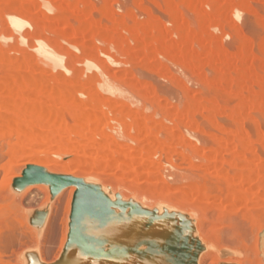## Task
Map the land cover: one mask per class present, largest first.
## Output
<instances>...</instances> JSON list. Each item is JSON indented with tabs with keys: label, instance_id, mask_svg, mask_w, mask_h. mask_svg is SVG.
<instances>
[{
	"label": "rangeland",
	"instance_id": "obj_1",
	"mask_svg": "<svg viewBox=\"0 0 264 264\" xmlns=\"http://www.w3.org/2000/svg\"><path fill=\"white\" fill-rule=\"evenodd\" d=\"M1 1L0 81L7 77L13 85L15 76L37 74L48 81L44 90L47 94L48 85L55 84L53 78L60 71L64 76L59 75L61 79L83 85L84 93L74 95L78 101H86L87 94L97 97L99 120L96 134H91L93 140L86 139L87 148L89 141L98 148L90 149L89 143L88 149L96 151L88 152L91 157L54 148L32 155L13 153L21 145L15 132L4 133L2 128L4 131L0 132L5 135H0V264H31L34 255L43 264L51 263L61 242L68 238L78 187L70 184L55 194L45 182L17 188L15 179L34 164L50 173L98 184L111 200H131L144 209L126 211L117 218L112 215L114 224L124 225L137 218L144 224L159 213L172 217L175 231L184 242L174 248L169 258L175 257L177 264H264V0H196L195 8L182 0H13V5H31L29 9L20 8L27 22L20 33L6 25L3 13L10 6H1ZM172 3L178 5L180 18L182 15L192 30L197 29L188 46L194 53L189 49L188 56L182 54L181 47H171L174 39L186 44L185 39L191 35L179 25L181 19L175 18ZM233 3L240 4L239 16L229 8ZM206 12L218 15L214 28L201 21ZM81 24L86 25L81 27L83 32ZM162 31L163 44L170 47L166 54L154 58L142 51L140 44L136 46L141 42L140 36H158ZM37 39L45 40L48 49L61 56L67 72L52 69L34 58L32 45L37 44ZM229 75L236 79L228 82ZM32 91L27 96L46 100L40 89ZM7 93L0 96L2 106L13 96V92ZM68 114L65 117L72 124L73 116ZM189 118L194 124L190 125ZM147 129H155L163 145L157 144L155 156L148 158L145 152L143 158L148 160L139 163L143 152L153 147ZM108 135L112 136L111 141ZM84 136L89 138L90 134ZM246 136L248 141L241 143ZM75 137L78 141L79 137ZM83 140H79L81 144L75 142L76 146L81 147ZM98 143L108 151L100 149ZM152 167L153 174L145 175L144 169ZM253 174L257 178L250 185L234 184L239 183L240 176L252 175L253 179ZM203 185L210 187L212 194L208 198H201L198 193ZM244 187L247 190H242ZM226 196L237 200L231 202L232 197ZM110 217L80 218L82 234L105 242L100 247L105 251L88 250L93 255L117 246L103 233ZM163 224L170 227L172 223L166 220Z\"/></svg>",
	"mask_w": 264,
	"mask_h": 264
},
{
	"label": "bare ground",
	"instance_id": "obj_2",
	"mask_svg": "<svg viewBox=\"0 0 264 264\" xmlns=\"http://www.w3.org/2000/svg\"><path fill=\"white\" fill-rule=\"evenodd\" d=\"M17 1L21 2V0H17ZM43 1H48V0H43ZM182 1L186 2L187 4H189L190 6H192L194 8L197 4L196 0H182ZM182 1H180V2H182ZM204 1H206V0H202L203 3H205ZM18 2H17V5H18ZM1 3H2L1 6H4V7L10 6L7 9V11L5 13H3L5 15L6 25L11 26L14 30L17 31V33L18 32L20 33L21 29H24L23 27H25L27 25L26 20H24L21 16L22 12H21L20 8L23 7V9H24L27 7V9H29L28 6H31V5H29L28 2H24L26 4L22 3L21 5L19 4L18 7H16L17 5H13V0H11V2H9V0H5V1L3 0V2L1 1ZM229 3H231V2L229 1ZM181 4L182 3H180V6H181ZM24 5H25V7H24ZM239 5L233 3V4H230V7H229L230 10L234 14H236L237 16L240 15V11H241V8ZM228 6H229V4L227 5V7ZM171 8L173 9L172 11L174 13L175 18L179 19L180 18V12H179L178 5L176 3H172ZM225 8H226V6H224L223 9H225ZM75 10H77V9H75ZM69 11H70V9H69ZM81 11H83V10H80V12ZM199 11H202V10H199ZM206 11L208 12V10H206ZM224 11H226V10H224ZM207 12L204 13L205 14L204 16L203 15H201L202 17L200 16L202 19L201 21H203L204 23H206L208 25H212L211 27L214 28L213 25L216 24L218 15L207 13ZM222 13H223V15H225L224 14L225 12H222ZM71 15L73 17L75 16V14L74 15L71 14ZM85 15H86V13H85ZM79 18H81V16ZM82 18H84V17H82ZM180 19H181V21H178L179 25H181V27L183 26L184 29H186V32H188L191 35H188V37L190 36L189 39L188 38L185 39V40H187L186 44L183 43L184 41L178 42V40L174 39V37L173 38L171 37V39H174V42L171 43V47H174L173 49H176V47L179 49V47H181L180 49L182 50L181 52H183L182 54L186 55L188 52H190L189 49L190 50L192 49V48L188 49V46H189V44H192L193 40L195 39V37L193 35L195 34L194 30L196 28L194 30H192L190 28V26L188 25V24H190V22L187 21L188 19L186 21H183L182 15H181ZM64 20H65V18H64ZM66 20H67V18H66ZM71 21H73V20H71ZM68 23H67V25H68ZM3 24H5V23L3 22ZM83 24H81L79 27L81 28V27H84L87 25L85 23L86 25L83 26ZM114 24H116L115 21H114ZM175 24L177 26L178 23L176 22ZM69 25H71V24H69ZM204 27L206 28V25H204ZM85 28H87V27H85ZM162 28L164 29V27H162ZM192 28H194V27H192ZM83 29L81 28L82 32H83ZM115 29H116V27H115ZM81 30H80V33H82ZM124 30H126V29H124ZM191 30L194 32H192ZM130 31H131V28H130ZM77 32H79V29H77L76 33ZM159 32H161V31H159ZM119 33H122V32L120 31ZM164 34L165 33L162 31V33L159 34L158 36H155V35L152 36L150 33L145 34L143 36H140L139 39L141 40V42H138V44H136V46L140 44L142 51H148L149 53H151V55L154 58H156L158 55L163 54L165 52L167 53L170 51V47H168L167 45L165 46L163 44L162 39H163ZM196 34H198V33H196ZM104 36H105L104 38H106V35H104ZM108 38L109 37L107 36V39ZM199 38H201V37H199ZM127 39H128V37H127ZM139 39H137V40H139ZM175 40L178 43H180V44L183 43V44H181V46H180V45H178L177 42H175ZM36 42H37V44L32 45V49L34 50V54H33L34 58H38L44 64L48 65L52 69H63L66 72L69 70L64 66L61 56L57 55L56 53H54L48 49V44L46 43L45 40L37 39ZM190 47H191V45H190ZM222 49H224V48H222ZM191 52H193V51L191 50ZM195 52L198 53L197 51H195ZM211 52H212V50H211ZM193 53H191V55ZM212 53H214V52H212ZM2 54H3V52H2ZM170 56H171V54H170ZM187 56H188V54H187ZM153 57H151V58H153ZM190 57L192 58V56H190ZM2 59H4V58H2ZM186 60H188V59H186ZM21 63H23V62L21 61ZM16 64H14V65H16ZM159 64H161V63H159ZM159 64H157V65H159ZM27 66H25V67H27ZM35 67H37V66H35ZM37 68H39V67H37ZM18 69H19V67L17 68V70ZM20 69H23V68L21 67ZM27 69H29V68H27ZM24 70H25V68H24ZM23 71L21 70L20 72H23ZM29 71H30V69L28 70V72ZM30 73H32V72H30ZM16 74H18V73H16ZM61 74L62 73L59 71L57 74L58 76L53 78V80L55 81L54 85H51V84L48 85L49 86V88H48L49 93H47V94L44 90H46V88H47L46 84L48 83V81L45 78H43L44 76L42 77V76L37 75V74L35 76H32L31 74L27 73V74H21V75L15 76L13 79V85L7 79V77L5 79L3 78L0 81V96H2L3 92H5V93H7V91L9 93L13 92L12 98H10L12 94L10 95V97H8V98H10L9 101L5 100L6 102H5V104H3V106H2V103H0L1 104L0 107H1V109H3L2 114L0 113V121H1L0 123L3 124V125L0 124V127H1L0 131L3 132L5 130L4 133L6 131L7 132H10V131L15 132V135H16L15 137H16V139H18L17 141L21 145V147H19L18 145H17L18 148L16 147L19 151L16 150L14 145H13V147L15 148L14 150L11 146L10 150L11 151L13 150V153L19 152L22 154L32 155V154H35L37 152H42L44 150H47V148H50L51 150L55 149V151H60V152L61 151H64V152L72 151V153H75V154H76V152H79L78 155H80V156H81V154L83 155V154L87 153L86 154L87 157L90 155L88 152H90L92 154L96 153V151L94 152V150H95V148L96 149H98V148L96 146L94 148L92 146V143L89 141L90 147L92 146L94 148V150L93 151L90 150V149H92V147L90 149H88L89 143H88V148H87V144H86L87 140L86 139L92 138V140H93V137H91V134H96L94 132L96 129L95 125L97 124V122L99 120V116H97L98 112L96 109V107L98 105L97 97L93 94H87L86 93L88 99L86 101H83V102L80 100L78 101L76 98H74V95L76 93H84V92H82L83 89H81V88H83V85H82V87L81 86L79 87L75 83H72L73 80L71 82L68 81L67 79L63 80L60 78ZM235 79L236 78L234 75H232V76L229 75L228 82L229 81L233 82ZM10 80H12V79H10ZM53 80H52V82H54ZM76 81L79 82L81 80H76ZM86 82H88V85L90 84L89 81H86ZM81 83H82V81H81ZM83 83H84V81H83ZM85 84L87 85V83H85ZM42 86L44 87V89H42ZM37 88L40 89V91H43L41 94L46 100H42L36 96L35 97L34 96L33 97L27 96L28 93L31 96V91L33 89L37 90ZM32 92L35 93L34 91H32ZM97 92L95 94H97ZM9 93H7V94H9ZM36 93H37V91H36ZM42 96L40 95V97H42ZM47 98H49V99H47ZM48 100L51 102H54V104L56 103L55 106H57V107L52 106L50 104L51 102L48 103L49 102ZM65 113H69L68 115L73 116V121H72L73 123L72 124H69L67 122V119H66L67 116L65 117ZM188 120H190V123H191L190 125L194 124V123H192L193 122L192 118L191 119L189 118ZM22 121H25V124L23 123V125H22L21 124ZM4 122H6L7 126L6 125L4 126ZM194 126L196 128V124L193 125V127ZM217 126H219V125H217ZM157 128H160V127L157 126L155 129H157ZM155 129L154 130H150V129L146 130V133L153 140L152 141L153 147L152 148L147 147L148 150L143 152V155H141L142 157L140 158V160H138V161H140L139 163H141V161L143 162L144 160L147 159V158H143L145 152H146V156L148 158L151 157L150 155L155 156L157 154L156 153L157 152V144L160 143V145H163L162 140L158 137V134H157L158 132L156 133ZM158 130L159 129H157V131ZM1 132H0V135H3L4 133L1 134ZM85 133L90 134V137L89 138L87 136L85 137L84 136ZM8 136H11V135H8ZM75 136H78L79 138L82 137L84 140L81 138L80 139L78 138V141H75L74 140V138L76 139ZM109 136L110 135H108V138H110L109 141H111L112 136H110V137ZM190 136H192V135H190ZM252 136H254V135H252ZM103 137H104V135H103ZM106 137H105V139H106ZM243 137H245V135ZM240 138L243 140L242 137H240ZM16 139H15V141H16ZM79 140H83V142L85 141L83 145H79L81 147L76 146V144L79 142ZM73 141H74V143L75 142H77V143L74 144ZM107 141H108V139H107ZM243 141H241V143H245V141L246 142L248 141L247 136H246V139H244ZM79 143L81 144L82 141H80ZM154 143H156V144H154ZM96 144H97V142L94 143V145H96ZM164 144H166V143H164ZM99 145H101V146H99ZM99 145L98 146L100 147V149L102 147L104 148V146H102V144H99ZM52 148H54V149H52ZM109 148H110V146H109ZM84 149H87L89 151L84 150ZM104 149H106L108 151V148H104ZM166 149L171 151L170 147H168ZM172 150H174L173 147H172ZM85 151H87V152H85ZM109 151H111V149H109ZM112 151H113V153H115L117 150L115 149ZM160 151H163V149L161 150V148H160ZM172 153H173V151H172ZM172 153H170V154H172ZM86 156L83 155V157H86ZM90 157H91V155H90ZM94 157H92V159L97 158V157L96 158H94ZM154 169H155V167L144 169L143 172L145 175H151V174H153ZM239 174H240V172H239ZM251 176L250 175L245 176V177L240 176L239 177V179H240L239 183L238 184L234 183V184L242 187L243 184L247 186L248 182H250L249 183V185H250L252 183V180H255L257 178L256 174H255V177L253 174V179H251L252 178ZM259 177H261V179H262V176H259ZM257 180H260V178ZM233 182H234L233 180L230 181L231 184H233ZM202 187L203 188L199 189V191H198L199 195L201 196V198L202 197L208 198V196L212 194L210 187L204 186V185ZM245 187L242 188V190L248 189L247 187H246L247 189ZM215 192L218 193V191H215ZM220 192H222V191H220ZM228 197H230V196H226L225 198L228 199ZM223 198H224V196H223ZM199 199H200V197H199ZM231 200H232L231 202H233V200L236 201L237 198H235L233 196L231 198ZM140 219L141 218H139V220L137 218L136 220H130L127 222L125 221L124 225L123 224L117 225V224H114L113 217L111 216L109 219V222H108V226L105 228L103 233H104L105 237H107L109 240L116 243L117 246L113 247L112 249H110L107 252L93 255L90 252H88V250H83L80 245H76L73 241L70 242V240H68V238H66V239H64L63 242H61V246H59L60 249H58L59 250L58 253L56 254V256H54V261L51 263H47V264H177L178 262L176 261L175 257H174L175 260H173V258H171V259H169V258L173 255L174 248H176L177 246H180L184 242L182 241V239L181 240L179 239V233L175 231L174 224H173L174 223L173 218L166 216L163 213H159V214L152 216L148 220H146V222H144V224H141ZM166 220L171 221L172 224L169 225L170 227H166V225L164 226L163 222ZM79 226H82V225L80 224ZM42 262L38 261L35 255L31 259V264H43ZM216 264H228V263H226L225 261H220Z\"/></svg>",
	"mask_w": 264,
	"mask_h": 264
},
{
	"label": "water",
	"instance_id": "obj_3",
	"mask_svg": "<svg viewBox=\"0 0 264 264\" xmlns=\"http://www.w3.org/2000/svg\"><path fill=\"white\" fill-rule=\"evenodd\" d=\"M42 182L50 184L51 193L53 194L58 192L62 187L70 184L77 185L78 188L74 194L73 206L70 214L68 240H70V242L73 241L76 245H80L83 250H91L93 252L105 251L103 248H100L105 242L101 239H94L93 237L87 238L86 235L82 234L79 229L81 216L88 215L93 218L100 217V219H105L113 215L114 218H117L126 211L135 209L140 211L144 210L139 208L140 206L138 203L131 200L124 201L119 197L115 200H111L109 196L101 191L98 184L86 183L82 179L73 176L50 173L41 166L28 165L24 169L22 177L15 179V185L19 189L32 183ZM116 209L118 211H116ZM178 215L182 214L179 213ZM180 218H182V216H180ZM93 243H96L98 247H94ZM110 249H106V251Z\"/></svg>",
	"mask_w": 264,
	"mask_h": 264
}]
</instances>
